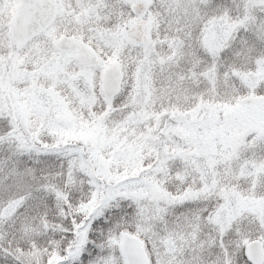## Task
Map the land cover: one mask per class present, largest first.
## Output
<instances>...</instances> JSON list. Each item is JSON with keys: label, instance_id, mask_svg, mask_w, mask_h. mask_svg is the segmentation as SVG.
I'll use <instances>...</instances> for the list:
<instances>
[{"label": "snow or ice", "instance_id": "6c2138e0", "mask_svg": "<svg viewBox=\"0 0 264 264\" xmlns=\"http://www.w3.org/2000/svg\"><path fill=\"white\" fill-rule=\"evenodd\" d=\"M39 6L81 55L0 108V264H264V0Z\"/></svg>", "mask_w": 264, "mask_h": 264}, {"label": "rangeland", "instance_id": "374dc122", "mask_svg": "<svg viewBox=\"0 0 264 264\" xmlns=\"http://www.w3.org/2000/svg\"><path fill=\"white\" fill-rule=\"evenodd\" d=\"M16 6L17 0H0V86L7 83V91L3 89V92L11 107L8 104L6 110L20 112L38 123L54 108L51 103L55 98L53 86L63 87L62 74L73 63L70 52L54 47V40L63 33L69 12L57 9L50 27L18 44L10 35ZM73 27L79 30L83 24L77 22ZM79 131L82 135L93 136L98 132L94 129Z\"/></svg>", "mask_w": 264, "mask_h": 264}, {"label": "water", "instance_id": "95a60500", "mask_svg": "<svg viewBox=\"0 0 264 264\" xmlns=\"http://www.w3.org/2000/svg\"><path fill=\"white\" fill-rule=\"evenodd\" d=\"M39 4L40 0H18L11 29L13 39L22 41L30 38L44 30L52 21L56 8H43ZM55 45L60 49L70 50L75 61L81 55L79 47L64 39L63 35L56 39Z\"/></svg>", "mask_w": 264, "mask_h": 264}, {"label": "trees", "instance_id": "16d2710c", "mask_svg": "<svg viewBox=\"0 0 264 264\" xmlns=\"http://www.w3.org/2000/svg\"><path fill=\"white\" fill-rule=\"evenodd\" d=\"M3 89H5L7 91V83H5L4 85L0 86V108L6 109V108L9 107V105L11 107V104L8 101V99L5 98V92H3Z\"/></svg>", "mask_w": 264, "mask_h": 264}]
</instances>
